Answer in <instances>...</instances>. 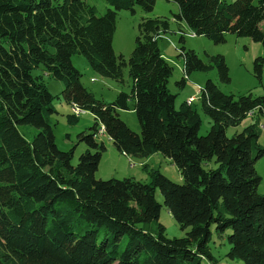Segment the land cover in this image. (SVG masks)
<instances>
[{
    "label": "trees",
    "instance_id": "trees-1",
    "mask_svg": "<svg viewBox=\"0 0 264 264\" xmlns=\"http://www.w3.org/2000/svg\"><path fill=\"white\" fill-rule=\"evenodd\" d=\"M111 8L97 14L85 0H0V264H202L212 260L209 226L225 230V257L243 264H264V193L254 161L263 152L258 143V115L264 95L225 94L206 79L198 88V107L209 120L197 133L199 115L193 101L175 108L167 88L172 66L164 59L158 39L176 24L177 56L182 88L187 74L215 68L221 83L229 81L221 54L198 57L186 49L183 34L204 36L214 43L226 33L260 42L264 49V0H166L177 12L140 17L129 56L115 55L111 39L118 10H152L154 0H104ZM81 55L100 76L122 83L126 68L131 84L110 102L97 100L80 83L71 55ZM264 56L252 61L260 78ZM41 67L62 83L59 96L73 110L93 117L90 132L77 134L86 144L72 163V149L54 143L49 116L53 95ZM195 99V98H194ZM132 101L138 133L118 117ZM247 115L253 120L227 136V127ZM77 116L67 114L68 123ZM116 151L144 159L159 153L176 166L175 183L147 167L149 181L132 177L96 179L103 142L92 136L98 126ZM93 149V150H90ZM213 166H205L209 161ZM182 237H167L158 222L161 204ZM209 262V261H208ZM210 264V263H209Z\"/></svg>",
    "mask_w": 264,
    "mask_h": 264
},
{
    "label": "rangeland",
    "instance_id": "rangeland-1",
    "mask_svg": "<svg viewBox=\"0 0 264 264\" xmlns=\"http://www.w3.org/2000/svg\"><path fill=\"white\" fill-rule=\"evenodd\" d=\"M61 1V0H58ZM231 1V0H226ZM257 0H254L256 2ZM86 3L93 5L96 13H102L106 8H111L104 0H85ZM177 12V5L166 0H154V5L151 11L144 12L139 7H134V12L128 10H118L115 17L114 31L111 39L112 50L115 55L121 54L125 59L129 56L134 45L136 36V24L140 17L166 16L171 18V13ZM170 32L165 33L158 39V47L164 59L172 66V72L167 81V88L175 94L174 106L177 108L179 103L184 100V96L193 95V105L199 115L200 123L197 133L205 134L208 129L210 120L203 114L198 107V88L201 87L206 79H210L216 84L220 91L225 94L239 95L250 92L253 96L264 95V63L262 65L260 78L254 76L252 72V61L256 56H264V49L260 42H255L248 37H238L231 33L223 35V41L214 43L204 36L190 35L189 31H185L183 43L181 44L186 49H192L198 57L206 61L205 54H221L227 66L229 81L221 83L216 74L215 68L207 71H192L187 74V79L182 88H179L175 81L182 76V60L177 56L178 48V32L176 24L169 21ZM264 35V26L259 25ZM71 64L80 72V83L93 95L97 100L103 102L112 101L116 94L120 91L128 93L130 90L131 81L127 76L126 68L122 71V83L108 77H103L95 73L88 65L85 58L81 55H71ZM32 74H38L42 77L43 84L50 94L54 112L49 116L54 143L59 150L67 151L72 149V163L76 162L79 153L87 147L85 142L79 140L77 134L80 132H90V127L93 124V117L87 111L73 110V108L65 103L59 96L62 88L60 81L54 80L46 75V71L39 65L32 69ZM129 109L117 110L118 117L127 125V127L138 133V123L133 110H131L132 101L127 102ZM74 112L78 113L75 114ZM74 113L77 118L74 122L68 123L66 115ZM260 128L258 143L264 149V114H257ZM254 115H247L238 125L227 127L225 133L230 136L234 132L240 131L246 124L250 123ZM96 141L103 142L104 149L101 151L100 160L94 177L96 179L107 178H123L132 177L141 182H148V172L142 168L143 164L147 167L155 168L168 179L175 183H181L182 178L176 166L167 157L159 153H154L149 158L138 159L135 157L123 156L112 146L110 137L104 132L103 126L99 125L92 136ZM102 138V140H100ZM107 141H110L107 142ZM93 150V149H90ZM213 161H209L205 166H213ZM254 169L260 176L261 181L257 186L258 193H264V152L254 161ZM155 199L161 204L158 222L163 226L164 234L167 237H182L188 228L180 229L174 219L166 211L162 205V198L158 191H154ZM210 238L207 243L212 260L203 259L202 264H243L241 260L228 259L225 257V252L228 244L225 240V235L229 230H225L218 235L214 226H209Z\"/></svg>",
    "mask_w": 264,
    "mask_h": 264
},
{
    "label": "built area",
    "instance_id": "built-area-1",
    "mask_svg": "<svg viewBox=\"0 0 264 264\" xmlns=\"http://www.w3.org/2000/svg\"><path fill=\"white\" fill-rule=\"evenodd\" d=\"M190 35H192V34H190ZM194 99H193V96H190V97H188L187 99H186V102L187 103H189V102H191V101H193ZM75 114H78V113H76V112H74ZM77 116V115H76Z\"/></svg>",
    "mask_w": 264,
    "mask_h": 264
},
{
    "label": "crops",
    "instance_id": "crops-1",
    "mask_svg": "<svg viewBox=\"0 0 264 264\" xmlns=\"http://www.w3.org/2000/svg\"><path fill=\"white\" fill-rule=\"evenodd\" d=\"M193 96V95H192ZM188 97H190L189 95H187V96H184V100L183 101H185ZM82 111V110H81ZM100 140H102V138H100ZM107 142H109L110 143V141H107ZM123 155V154H122ZM124 156V155H123ZM147 158H149V156L147 157Z\"/></svg>",
    "mask_w": 264,
    "mask_h": 264
},
{
    "label": "bare ground",
    "instance_id": "bare-ground-1",
    "mask_svg": "<svg viewBox=\"0 0 264 264\" xmlns=\"http://www.w3.org/2000/svg\"><path fill=\"white\" fill-rule=\"evenodd\" d=\"M79 112V111H78Z\"/></svg>",
    "mask_w": 264,
    "mask_h": 264
}]
</instances>
